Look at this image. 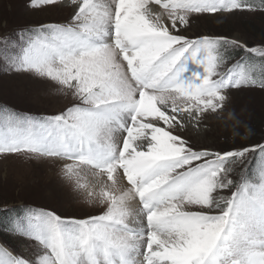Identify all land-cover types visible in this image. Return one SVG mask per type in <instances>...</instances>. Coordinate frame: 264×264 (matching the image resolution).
Masks as SVG:
<instances>
[{"label":"snow or ice","instance_id":"1","mask_svg":"<svg viewBox=\"0 0 264 264\" xmlns=\"http://www.w3.org/2000/svg\"><path fill=\"white\" fill-rule=\"evenodd\" d=\"M26 10L57 15L0 32V75L67 103L0 101V160L55 165L89 210L55 192L0 201V264H264V143L205 139L210 119L239 123L236 93L264 92V40L190 34L206 14L264 15V0Z\"/></svg>","mask_w":264,"mask_h":264},{"label":"rangeland","instance_id":"2","mask_svg":"<svg viewBox=\"0 0 264 264\" xmlns=\"http://www.w3.org/2000/svg\"><path fill=\"white\" fill-rule=\"evenodd\" d=\"M26 3L27 0H0V32L57 15L49 11L26 10ZM196 33L239 36L250 45L257 44L264 40V15L206 14L205 19L193 22L190 34ZM54 87V83L40 85L23 78L0 75V101H8L19 108H48L51 111L67 103L62 94H46L48 89ZM229 108L235 110L239 123L210 119L205 139L209 142L248 145L255 143L250 140L254 137L264 143V92L236 93ZM54 192L61 197L63 206L71 202L77 207H84L86 212L89 210V206L81 205L80 198L75 197L73 191L60 181L55 165L16 159L0 160V201L14 203L27 198L37 204H45L53 202Z\"/></svg>","mask_w":264,"mask_h":264},{"label":"trees","instance_id":"3","mask_svg":"<svg viewBox=\"0 0 264 264\" xmlns=\"http://www.w3.org/2000/svg\"><path fill=\"white\" fill-rule=\"evenodd\" d=\"M261 135H260V137H261ZM250 140L253 141V142H255V143L260 142V140H256V138H254V137H251Z\"/></svg>","mask_w":264,"mask_h":264},{"label":"bare ground","instance_id":"4","mask_svg":"<svg viewBox=\"0 0 264 264\" xmlns=\"http://www.w3.org/2000/svg\"><path fill=\"white\" fill-rule=\"evenodd\" d=\"M56 15V14H55Z\"/></svg>","mask_w":264,"mask_h":264}]
</instances>
